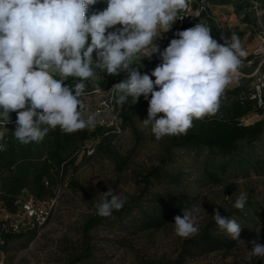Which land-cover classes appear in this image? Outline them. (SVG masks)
Listing matches in <instances>:
<instances>
[{"label":"clouds","instance_id":"obj_1","mask_svg":"<svg viewBox=\"0 0 264 264\" xmlns=\"http://www.w3.org/2000/svg\"><path fill=\"white\" fill-rule=\"evenodd\" d=\"M96 3L0 0V118L9 123L10 113H17L13 135L21 144L39 143L57 127L66 134L94 127L95 114L82 97L84 81L93 79L96 69L110 76L127 72L111 88L117 104L129 97L135 104L141 95H151L142 123L156 140L186 134L194 119L218 111L222 94L247 55L238 36H223L219 43L208 26L197 23L176 31V38L161 50L156 41L171 30L187 0H106L103 10L86 15ZM139 53L160 59L150 75L131 67ZM69 77L79 81L74 88L64 83ZM102 195L96 205L101 217L112 216L128 202L110 189ZM247 200L241 192L233 207L243 211ZM201 211V205H192L174 217L179 237L199 234ZM211 216L221 231L240 240L242 227L236 220L219 209ZM250 243L246 259L264 258V245Z\"/></svg>","mask_w":264,"mask_h":264},{"label":"rangeland","instance_id":"obj_2","mask_svg":"<svg viewBox=\"0 0 264 264\" xmlns=\"http://www.w3.org/2000/svg\"><path fill=\"white\" fill-rule=\"evenodd\" d=\"M187 5L186 9L178 12L171 30L163 33L156 41L161 50L167 47L171 39L176 38L174 36L176 31L188 29L197 23H203L208 27L213 24L208 18L207 20L201 18L200 12L205 7L200 0H187ZM209 6L208 10L210 9L212 13L207 16H213V25L225 38H230L232 34L238 36L247 55L241 58L240 66L223 93L225 95L221 96L218 111L199 120L220 116L221 106L228 103L230 92L238 87L249 92L255 91L259 100L264 83V0H244L240 14H237L232 5ZM105 7L106 0H97L93 6L95 11L103 10ZM245 15L248 23H243ZM213 38L221 42L217 36ZM160 62L157 54L149 59L144 57L143 53H139L133 58L134 64L131 67L139 70L141 74L150 75ZM95 71L93 79L84 81L86 86L82 97L90 113L100 99L109 95L103 83L104 74L99 69ZM127 75V72L123 71V78L126 79ZM69 81L73 86L79 82L73 77L65 80ZM139 99L137 103L129 104L127 120L122 118L124 128L121 135L106 136L105 131H102V137L97 138L93 145L95 152L89 155L81 151L68 172L58 176V200L50 221L35 233V237H21L10 243L3 257V264H69L71 248L80 242L81 228L84 222L94 215L96 205L104 199L102 193L110 189L113 194L124 198L137 196L143 192L145 184L142 177L153 167L162 165L161 162L165 158L164 150L170 136L156 140L150 127L145 128L142 122L147 119L148 100L151 99V95L149 94L148 99L141 95ZM13 116H17V113L11 112L10 118ZM261 119L262 116L255 112L242 123L246 126L253 125ZM15 128L14 122L5 123L0 118V144L4 136L14 134ZM179 154L183 159L180 160L181 166L190 174L188 177L190 184L187 186L191 187L180 188L177 193L187 198L186 207L201 205L205 211L199 213V234L187 239L179 237L175 232L174 219L161 230L135 235L122 233L119 238L123 242L120 244L118 241H100L96 251L97 261L91 264H176L181 259L185 260L183 264L264 263V258L253 257L250 262L246 259L248 251L253 247L251 241L257 240L264 245V140L257 146L251 163L246 164L244 170L242 166L228 170L224 167L213 171L217 176L205 173L204 169L199 165L195 166L187 155L182 152ZM126 159L131 161L121 170ZM200 175L204 182L198 185L196 179ZM164 189L165 187L161 186L156 188L159 191ZM241 192L247 194L248 200L241 211L242 215L233 216V210H238L233 205ZM214 209H219L221 215L234 219L241 225L239 241L232 240L218 228L211 216ZM206 232L213 235L223 234L231 240L232 246L211 253L198 251L194 258H189L184 251L188 246L191 248L188 242L199 241ZM98 234L111 239L114 237L109 235L105 228ZM3 259L0 258V264Z\"/></svg>","mask_w":264,"mask_h":264},{"label":"trees","instance_id":"obj_3","mask_svg":"<svg viewBox=\"0 0 264 264\" xmlns=\"http://www.w3.org/2000/svg\"><path fill=\"white\" fill-rule=\"evenodd\" d=\"M205 9L200 12L203 19L207 18L214 24V19L208 17L212 13L208 8L212 6L232 5L237 12H242L244 0H200ZM261 1V0H257ZM210 3V4H209ZM94 5L89 7L86 15H91L95 9ZM245 15L243 23H248ZM210 24L211 35L217 36L221 42L223 34ZM102 72V71H101ZM104 74L103 83L105 90L111 91L114 84L123 81V71L118 75ZM65 84L74 88L71 81ZM229 93V92H228ZM228 103L221 106V115L209 117L205 120H193V126L178 136H170L164 153L165 158L162 165L153 167L142 177L145 188L137 196H127V204L119 211H113L110 217H101L95 209L94 215L87 219L81 228V240L71 248V259L69 264H91L97 261L96 251L99 242L118 241L122 243L119 236L122 233L135 235L141 232L157 231L166 228L175 216L182 213L187 206V198L178 194L180 188L187 186L190 174L186 168L181 166L182 154L192 160L195 166L199 165L205 173L217 174L221 168L226 170L235 167L242 169L250 164L253 153L258 145L264 140V83L259 100L255 91H247L238 87L230 92ZM114 95H116L114 93ZM225 95V94H222ZM255 96V98H252ZM140 99H138L139 101ZM116 101V100H115ZM132 98L129 97L123 105L117 104L121 118L127 120L126 113ZM258 113L262 119L253 125H244L242 121L253 113ZM17 116L10 118V122L16 121ZM102 129L91 131L90 128L79 130L72 134L63 133L59 127L49 130L43 141L39 143L21 144L13 134L4 136L0 144V220L2 212L15 214L23 202L30 196L44 200L55 196L58 185V176L68 172L70 166L74 165L80 152H85L89 143L103 135ZM131 159L123 162L122 169L130 163ZM245 169V168H244ZM243 169V170H244ZM242 170V171H243ZM202 175L196 179V183L202 184ZM165 187L163 191L156 190L157 187ZM233 216L242 215L241 210H233ZM243 217V216H242ZM2 221H0V235L4 245L0 250L5 253L10 243L21 237H35L36 231H25L21 234L11 235L1 232ZM105 228L110 237H101L98 233ZM191 248L184 249L186 255L192 258L196 253H211L218 250L230 248L231 240L226 236L204 233L199 241L188 242ZM183 258V257H181ZM184 259L176 264H183ZM264 264V263H263Z\"/></svg>","mask_w":264,"mask_h":264},{"label":"built area","instance_id":"obj_4","mask_svg":"<svg viewBox=\"0 0 264 264\" xmlns=\"http://www.w3.org/2000/svg\"><path fill=\"white\" fill-rule=\"evenodd\" d=\"M93 114L96 117L94 127L91 131L102 129L105 135H121L123 133L122 118L120 111L117 109L115 95L111 90L109 95L99 100L97 106L93 109ZM87 145L84 149L89 155L94 151L93 145ZM87 149V150H86ZM58 191V190H57ZM57 191L54 198L40 200L30 196L25 202L21 204L19 210L15 214L3 213L1 225V232L11 235L21 234L25 231H39L45 227L50 221L58 200ZM4 245V240L0 235V247ZM5 256V253L0 250V258ZM2 264L4 259L1 260Z\"/></svg>","mask_w":264,"mask_h":264}]
</instances>
